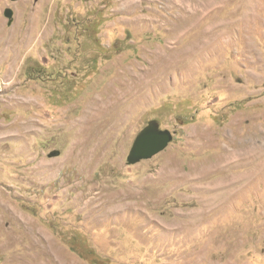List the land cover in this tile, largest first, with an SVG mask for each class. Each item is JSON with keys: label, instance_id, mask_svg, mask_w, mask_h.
<instances>
[{"label": "rangeland", "instance_id": "rangeland-1", "mask_svg": "<svg viewBox=\"0 0 264 264\" xmlns=\"http://www.w3.org/2000/svg\"><path fill=\"white\" fill-rule=\"evenodd\" d=\"M254 137L264 0H0V264H264V183L219 163Z\"/></svg>", "mask_w": 264, "mask_h": 264}, {"label": "bare ground", "instance_id": "bare-ground-1", "mask_svg": "<svg viewBox=\"0 0 264 264\" xmlns=\"http://www.w3.org/2000/svg\"><path fill=\"white\" fill-rule=\"evenodd\" d=\"M185 25H186V22L183 23L182 27H180V30H182V28ZM249 31H250V29H249ZM185 51H186V49H185ZM115 94H116L115 97L117 98V102H115V103L112 102L109 104V106L104 102H102V103L95 102L93 104V107L98 105L97 110H98V113L100 115L102 114L105 117L108 114H110L114 110L115 107H117V106L121 107L122 104H125V101L128 98L126 99L127 96L123 93L122 89L118 88L117 93H115ZM91 106H89V107H91ZM93 107H91L90 109H92ZM102 115H101V117H102ZM121 117H123L122 114L119 116V118H121ZM231 145L233 146L232 138H230L229 142L227 143V147H225V148L231 147ZM225 148H224V150H222V154H221V157L219 159L220 164H225L226 166L232 164L229 167V169L237 168L235 166V164H237V163L245 164L244 168H243L244 170L240 173L239 176L238 175H237V177L235 176L236 180L232 181L233 187L237 188L239 186L238 188L240 189V191L248 190V192H250L255 188V185H257L259 183H262V184L264 183V179L262 176L263 171H264V158H263L264 157V148L262 146L257 145V141H256L255 137L253 139H251V141L249 143L246 141H242L239 144V146H236L233 149L228 150ZM240 182H243L241 184V186L238 185ZM235 194H237V193H235ZM240 194L241 193H239L238 195H240ZM234 199H236V198H234ZM232 203H234V202H232ZM232 203H230V204H232Z\"/></svg>", "mask_w": 264, "mask_h": 264}, {"label": "water", "instance_id": "water-1", "mask_svg": "<svg viewBox=\"0 0 264 264\" xmlns=\"http://www.w3.org/2000/svg\"><path fill=\"white\" fill-rule=\"evenodd\" d=\"M5 15L7 18H12L13 12L8 9ZM172 140L173 134L169 130H162L157 121H150L148 126L136 137L127 158L128 164L135 165L142 160L152 159L163 152Z\"/></svg>", "mask_w": 264, "mask_h": 264}]
</instances>
